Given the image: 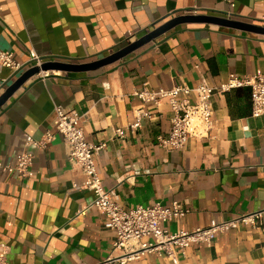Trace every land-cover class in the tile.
<instances>
[{"label":"crops","instance_id":"0c3cea01","mask_svg":"<svg viewBox=\"0 0 264 264\" xmlns=\"http://www.w3.org/2000/svg\"><path fill=\"white\" fill-rule=\"evenodd\" d=\"M211 16L264 27V0H0V50L19 61L33 50L46 61L82 64L119 51L167 21ZM264 74V33L214 22H182L107 66L52 69L28 79L0 107V162L35 154L33 175L0 170V244L9 264H97L111 252L114 232L89 204V190L74 189L83 176L67 158L62 136L43 149L26 147V135L55 132V105L83 116L86 140L105 143L96 157L112 198L136 205L179 201L189 209L186 229L264 209V114L252 116L248 87L213 95L206 135L169 149L158 137L170 130L167 103H143L135 91L197 85ZM19 75L0 65V95ZM144 107L125 140L126 128ZM83 211V213H81ZM259 228L216 235L211 246L195 244L180 264H264V212ZM177 228L168 225L169 231ZM118 264V263H110ZM128 264H173L155 251Z\"/></svg>","mask_w":264,"mask_h":264},{"label":"built area","instance_id":"2783aa9c","mask_svg":"<svg viewBox=\"0 0 264 264\" xmlns=\"http://www.w3.org/2000/svg\"><path fill=\"white\" fill-rule=\"evenodd\" d=\"M44 62L46 60L33 50L29 51L25 61H19L9 51L0 50V65L8 68L13 75H20L31 67L41 66ZM238 87L250 89L252 116L263 115L264 74L234 77L219 86L211 84L204 77L194 87L178 84L170 89L154 90L144 85L136 90L135 94L143 103L154 105L167 103L172 113L170 130L166 136L158 137V143L169 149H182L188 138L202 137L211 128L213 95L216 92H225ZM54 110L55 132L47 130L40 139L26 135L25 145L28 148L43 149L56 139L57 134L62 136L68 160L79 168L83 176L80 183H72V188L92 192L93 199L89 207L106 216L107 226L115 234L110 254L97 264H128L138 261L145 253L151 251L166 255L173 264H180L178 253L184 256L192 245L211 246L218 234L243 227L259 228L261 226L264 209L239 214L222 221L211 219L207 226L189 230L183 226L189 209L179 201L175 200L170 205L155 203L124 208L105 189L98 172L96 157L106 144L86 140L82 126L84 118L75 109L55 105ZM135 114L134 121L126 128L114 129L116 138L125 140L128 133H135L141 127L142 120L151 115L144 107L138 108ZM34 159V152L27 149L16 157L14 163L0 162V170L15 173L24 178L31 177ZM170 223L177 225L173 232L168 229ZM0 264H9L7 250L2 244H0Z\"/></svg>","mask_w":264,"mask_h":264},{"label":"water","instance_id":"95a60500","mask_svg":"<svg viewBox=\"0 0 264 264\" xmlns=\"http://www.w3.org/2000/svg\"><path fill=\"white\" fill-rule=\"evenodd\" d=\"M214 22L224 25H229L232 27L255 31L264 33V27H259L251 24H246L242 22H237L233 20H227L211 16H202V15H183L176 18H173L160 27L149 31L146 35L142 36L138 40L130 43L126 47L120 49L119 51L112 53L101 59L82 64H71V63H61L56 61H46L41 66L31 67L21 73L17 79L9 85L4 92L0 95V107L5 104V102L30 78L35 75L40 74L41 72H46L52 69H61V70H74V71H89L95 70L109 64L116 62L117 60L125 57L129 53L135 51L146 43L152 41L158 36L162 35L166 31L170 30L174 26L182 22Z\"/></svg>","mask_w":264,"mask_h":264}]
</instances>
